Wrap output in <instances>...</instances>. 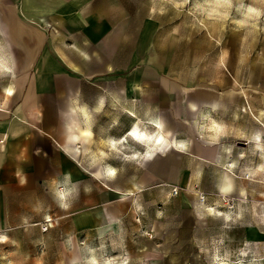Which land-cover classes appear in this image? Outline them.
I'll return each instance as SVG.
<instances>
[{"label":"crops","instance_id":"crops-1","mask_svg":"<svg viewBox=\"0 0 264 264\" xmlns=\"http://www.w3.org/2000/svg\"><path fill=\"white\" fill-rule=\"evenodd\" d=\"M134 16L129 0H0V264H38L22 246L39 244L29 233L47 231L56 205L100 240L192 204L199 219L234 220L240 239L247 205L261 210L264 193L246 185L264 181V92L169 79L155 22ZM129 133L175 145L141 166L148 151ZM183 163L211 183L208 207L172 195Z\"/></svg>","mask_w":264,"mask_h":264},{"label":"rangeland","instance_id":"rangeland-1","mask_svg":"<svg viewBox=\"0 0 264 264\" xmlns=\"http://www.w3.org/2000/svg\"><path fill=\"white\" fill-rule=\"evenodd\" d=\"M132 3L135 23L149 17L159 31L160 43L165 41L168 46L169 79L182 72L184 79L197 84L206 83L208 78L216 92H264V0H129ZM15 75L7 70L6 88L12 87L10 79ZM128 136L148 151L147 156L135 155L134 161L141 166L175 145L172 136L164 146L154 139L140 142L134 134ZM181 167L183 177L171 188L177 190L172 195L182 194L187 205L183 193L192 202L196 196L199 203L198 195L203 193V203L208 207L211 183L189 180L191 165L183 163ZM246 186L264 193V181H248ZM58 208L60 205H56L53 220L46 222L45 233L42 229L30 231L39 244L22 246L23 251L43 255L38 264H218L220 260L264 264V197L260 211L252 203L247 205V234L240 239L233 237L238 223L219 217L216 210L215 217L204 212L199 219L195 204L157 213L161 222L144 230L136 228L138 221L134 220L127 234L106 240L74 233ZM208 216L218 224L214 230Z\"/></svg>","mask_w":264,"mask_h":264},{"label":"built area","instance_id":"built-area-1","mask_svg":"<svg viewBox=\"0 0 264 264\" xmlns=\"http://www.w3.org/2000/svg\"><path fill=\"white\" fill-rule=\"evenodd\" d=\"M172 193H173L174 195L177 193L176 188H173V189H172ZM198 196H199V200H200L201 202H203V200H204V195H203V193H199ZM48 221H49V220H48ZM48 221H47V223H49ZM46 228H47L46 226L43 227L44 230H45Z\"/></svg>","mask_w":264,"mask_h":264},{"label":"bare ground","instance_id":"bare-ground-1","mask_svg":"<svg viewBox=\"0 0 264 264\" xmlns=\"http://www.w3.org/2000/svg\"><path fill=\"white\" fill-rule=\"evenodd\" d=\"M218 264H227V263H225V261L223 260H220Z\"/></svg>","mask_w":264,"mask_h":264},{"label":"clouds","instance_id":"clouds-1","mask_svg":"<svg viewBox=\"0 0 264 264\" xmlns=\"http://www.w3.org/2000/svg\"><path fill=\"white\" fill-rule=\"evenodd\" d=\"M93 264H94V262H93Z\"/></svg>","mask_w":264,"mask_h":264}]
</instances>
